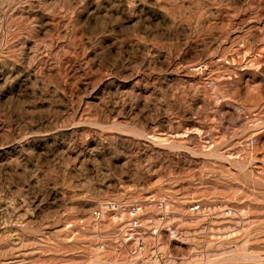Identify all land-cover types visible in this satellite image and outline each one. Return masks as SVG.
I'll return each mask as SVG.
<instances>
[{"label": "rangeland", "instance_id": "rangeland-1", "mask_svg": "<svg viewBox=\"0 0 264 264\" xmlns=\"http://www.w3.org/2000/svg\"><path fill=\"white\" fill-rule=\"evenodd\" d=\"M0 264H264V0H0Z\"/></svg>", "mask_w": 264, "mask_h": 264}, {"label": "built area", "instance_id": "built-area-1", "mask_svg": "<svg viewBox=\"0 0 264 264\" xmlns=\"http://www.w3.org/2000/svg\"><path fill=\"white\" fill-rule=\"evenodd\" d=\"M95 215H96V218H97V219H100V216H101L100 213H96V212H95Z\"/></svg>", "mask_w": 264, "mask_h": 264}, {"label": "bare ground", "instance_id": "bare-ground-1", "mask_svg": "<svg viewBox=\"0 0 264 264\" xmlns=\"http://www.w3.org/2000/svg\"><path fill=\"white\" fill-rule=\"evenodd\" d=\"M144 245V244H143Z\"/></svg>", "mask_w": 264, "mask_h": 264}]
</instances>
